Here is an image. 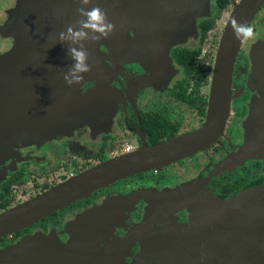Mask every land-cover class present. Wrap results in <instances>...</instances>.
<instances>
[{
	"label": "flooded vegetation",
	"instance_id": "flooded-vegetation-1",
	"mask_svg": "<svg viewBox=\"0 0 264 264\" xmlns=\"http://www.w3.org/2000/svg\"><path fill=\"white\" fill-rule=\"evenodd\" d=\"M16 1L0 0L1 53L12 46V30H7L13 17L21 14L19 8L11 10ZM233 1L238 0L221 6L217 0H184L173 11L194 16V27L183 37L175 36L180 40L166 53L134 50L141 38L130 26L128 33L115 34L112 51L108 43L99 44L105 70L90 77L84 74L82 82L72 85L86 100L91 92V109L85 110L89 120L75 126L67 120L68 128L41 143L0 148V212L92 165L136 150L142 139L146 145L154 144L147 140L144 120L158 119L176 127L170 137L164 133L157 142L184 133L181 110L188 116V107L202 115L190 130L200 126L219 39L209 70L201 59L205 51L194 46L205 38L215 18L231 12ZM263 8L264 2L257 11ZM205 24L209 26L203 30ZM260 27L256 39L241 43L235 54L228 112L214 142L175 162L114 180L1 235L0 264H264V18ZM181 49H199L196 68L204 79L185 74L175 53ZM58 57L72 64L67 54ZM187 77L192 79L189 88ZM198 83L207 85L205 93L196 92ZM100 85L106 87L98 91ZM60 86L49 94L59 96ZM62 87L66 97L72 94L66 82ZM46 99L33 106L50 111ZM6 102L12 105L13 100ZM15 102L17 106L23 101ZM57 143H67L71 153L88 152L94 162L71 166L35 186L27 198L13 202L10 187L24 173L21 166L42 159L45 166L37 164L36 174L47 172L56 166L53 154L59 150L49 144Z\"/></svg>",
	"mask_w": 264,
	"mask_h": 264
},
{
	"label": "water",
	"instance_id": "water-1",
	"mask_svg": "<svg viewBox=\"0 0 264 264\" xmlns=\"http://www.w3.org/2000/svg\"><path fill=\"white\" fill-rule=\"evenodd\" d=\"M183 1L91 0V3L85 7L89 10L93 6L104 9L107 12L108 20L114 24L115 30L106 39L102 38L94 43L85 42L89 52L88 63L91 65L88 76L97 75L101 72L99 60L94 51L96 45L101 42L112 44L118 29L124 28L128 33V27H134L133 32L136 38L137 35L141 38V44L136 43L134 50L147 51L152 48L164 50L166 53L171 44L180 40L175 36L180 33L179 36L183 37L185 32L194 27V16H190L185 11L182 14L173 11L175 8H180ZM263 2L264 0H238L233 5L217 44L209 82L205 117L200 126L154 144L146 145L142 139L136 150L92 165L30 199L0 212V236L22 228L114 180L175 162L207 148L214 142L221 132L228 112L231 68L235 54L241 44L233 37L230 20L235 17L237 21L249 24ZM176 17L184 21V24L177 23ZM30 38L31 40L39 38V34ZM47 47L48 45L45 44L37 46L32 41H26L21 46L24 54H27V59L23 63L17 65L7 60L0 61V148L7 137L14 136L13 139L24 141L26 138L33 139L37 136H53L67 128L65 124L67 120H72V126L89 120L85 115V110L91 109L89 107L91 105V100H89L91 92L88 94V100L76 92L67 98V95L61 93V97H65V103L62 102V98L58 103L63 107L61 112H42L33 106L35 105V98L39 97V94H36L37 89L40 88L37 84L32 85L33 83L30 82V88L24 92V97L21 100L16 97L12 105H7L6 99L12 93L10 91L12 90L10 87L12 82L15 85L14 89L19 91L23 82L33 81L34 77H40L38 73L37 76H34L36 71L34 72L35 67L32 66L35 62L29 57L32 58L33 55L44 57L47 54H52V50L50 52ZM35 49L45 50L46 53L37 52ZM65 54L67 53L64 52L63 55ZM94 60L97 63H92ZM61 64L64 67L67 65L65 62ZM42 78L45 79L46 77L43 76ZM105 87V85L98 86L97 90L100 91ZM98 91H95L96 94ZM15 100L23 102L16 106ZM67 105L68 107H66ZM9 133L10 135H8Z\"/></svg>",
	"mask_w": 264,
	"mask_h": 264
},
{
	"label": "rangeland",
	"instance_id": "rangeland-1",
	"mask_svg": "<svg viewBox=\"0 0 264 264\" xmlns=\"http://www.w3.org/2000/svg\"><path fill=\"white\" fill-rule=\"evenodd\" d=\"M95 2V1H94ZM11 3V2H10ZM236 3V1H233V5ZM10 6V5H9ZM17 6V7H16ZM78 0H17L16 4L14 5V8H12V11H21L20 16L17 18L16 16L13 17L12 23H10V28L8 31L12 30V46L10 48L5 49L2 53L0 52V61L7 60L10 62H13L17 65L23 63L27 59V54H24V50L21 49V46L25 44L26 41H32L33 44L39 45V44H45L48 45L47 48L52 54H47V56L44 57H38L33 55L30 60H34V65L32 66L34 68V76L40 75L39 78L33 79V81H25L23 82V85L19 87V91H15L14 89V83L12 82L10 84V87L12 90H10L12 93L11 96H8V99L14 100V98H18V100H21L24 97V92L30 88V82L34 84H37L39 86L38 92L36 94H39V97L35 98V104L38 101H42L43 99H46V104L50 105V111H46L49 113L60 111L63 109V107L58 104L62 98V102L65 103V97H61V93L63 92V76H64V66L61 64L63 61H59L58 56H62L64 52L67 51L68 44L67 43H61L58 41V35L60 32L66 31V28L69 25H75V22L78 19H81L79 17L78 13L76 12V9L80 7ZM21 7V9H20ZM264 9V8H263ZM261 9L260 11H257L255 14L253 20L251 21L250 25L255 29V32H257L258 29H261L260 24L262 22V19L264 18V10ZM10 10V11H11ZM17 13V12H16ZM9 14V15H15ZM229 16V12H224L220 14L217 18L214 20V24L212 25L211 29L206 33L205 38L201 41H198L195 43L194 47L200 46V51H205L204 55L201 57L203 62V68H206L209 70L212 66V57L216 48L217 40L219 39V36L224 28V25L227 21V18ZM10 19V17L8 16ZM17 20V21H16ZM112 20V19H111ZM126 32V30L118 29L116 32ZM39 34V38H33L31 40L30 37H34ZM54 40V41H52ZM53 42V44H52ZM105 44V42L98 43L95 48L98 50L99 44ZM245 44V43H243ZM66 46V47H65ZM37 49H35L36 51ZM38 51H43L44 54L46 53L45 50L38 49ZM28 61V60H27ZM10 70V68H9ZM46 72L45 79L43 77V73ZM185 84L186 88L191 87L192 85V79L191 77L185 78ZM13 85V86H12ZM61 85V86H60ZM61 87L60 93L54 96V92H51L49 94V90L55 87ZM102 86V85H100ZM196 88L197 93H205L207 89V85L203 83H198L197 85H194ZM72 87V93H75L74 86ZM106 90V89H105ZM9 91V92H10ZM58 96V98H57ZM72 98V96H70ZM51 98V100H48ZM67 98V97H66ZM34 100V99H33ZM42 104V103H39ZM69 105V104H68ZM68 105L66 107H68ZM189 115L186 116L183 111L181 110V131H190L191 128L195 127L197 124L200 123L202 120L201 114H196L194 110L189 109L188 107ZM83 123V122H81ZM80 124V123H79ZM83 125V124H80ZM68 128V127H67ZM45 131V130H44ZM45 133V132H43ZM59 133V132H58ZM57 134V133H56ZM54 134L53 137L51 136H37L33 139L26 138L24 141H18L13 139L12 137L5 138L4 144L2 143V150H4L6 147H11L18 144H30L32 142L41 143L43 140H47L48 138H54L56 137ZM10 135V133L8 134ZM7 135V136H8ZM57 145L58 151L53 154L54 159L57 161L56 166H51L50 169L47 172H40L36 174V168L37 164L40 166H45L42 159L31 161L30 163H26L27 165H22V169H24V173L21 175V178L19 179L18 183H15L14 185H11L10 187V193L11 198L13 199V202L16 203V200H20L22 198H27L30 194L33 193V188L35 186L40 185L43 181L49 180L51 178H54V175H59V173H62V171H67L71 166H86L89 163L94 162L92 159V156L88 154V152H80L81 150H76L75 152L71 153L67 148L65 144H49V147L52 148V146ZM88 146V145H86ZM79 151V152H77ZM77 153V154H76ZM65 161V162H64ZM65 166V167H64ZM57 177V176H56Z\"/></svg>",
	"mask_w": 264,
	"mask_h": 264
},
{
	"label": "clouds",
	"instance_id": "clouds-1",
	"mask_svg": "<svg viewBox=\"0 0 264 264\" xmlns=\"http://www.w3.org/2000/svg\"><path fill=\"white\" fill-rule=\"evenodd\" d=\"M81 5L76 9L79 17L75 25H69L66 31L60 32L58 41L67 43V55L72 61L64 74L63 79L67 85L79 84L84 79V74L91 71V65L88 63L89 52L85 48V42H96L100 39H106L115 30V26L108 20L107 12L99 6H93L87 9L85 6L91 3V0H78ZM230 26L233 37L241 42L247 43L256 39L255 29L247 23L239 22L235 17L230 20Z\"/></svg>",
	"mask_w": 264,
	"mask_h": 264
},
{
	"label": "trees",
	"instance_id": "trees-1",
	"mask_svg": "<svg viewBox=\"0 0 264 264\" xmlns=\"http://www.w3.org/2000/svg\"><path fill=\"white\" fill-rule=\"evenodd\" d=\"M228 3V0H217V4L224 6ZM209 25L205 24L203 26V30H205ZM177 61L181 64L183 71L185 74L192 73L194 79H204L205 76L203 75L201 70L196 68L197 58L196 56L199 53V49L195 50H186L181 49L175 52ZM183 95V94H182ZM181 98H184L182 97ZM203 108V101L200 102V109ZM143 130L147 134V140L149 143H156L159 136H162L164 133L166 134L165 137H170L172 134V130H175L176 127L163 121H159L158 119H149L144 120L142 122Z\"/></svg>",
	"mask_w": 264,
	"mask_h": 264
},
{
	"label": "crops",
	"instance_id": "crops-1",
	"mask_svg": "<svg viewBox=\"0 0 264 264\" xmlns=\"http://www.w3.org/2000/svg\"><path fill=\"white\" fill-rule=\"evenodd\" d=\"M115 39H116V36L113 38V40H112V44H109V45H111V47H110V49H111V51H112V49L114 48V42H115ZM85 48H86V43H85ZM96 48V47H95ZM96 54H97V59L99 60L98 61V64L100 65V71H102V69H104L105 70V67L107 66L106 65V63L105 62H103V60H101V56H100V52H99V50H96ZM94 62H96L97 63V61L96 60H94V61H92V63H94ZM65 63H67V62H65ZM101 63V64H100ZM71 65V63L69 62V63H67V65H65V68H64V74L67 72V69H68V67ZM100 74V73H99ZM87 77H89L88 76V73H86L85 74ZM91 76H93V75H91ZM64 80V79H63ZM65 82V81H64ZM63 93V92H62ZM63 94H65V93H63ZM67 94H69V93H67ZM70 94H71V92H70ZM65 122H67V121H65Z\"/></svg>",
	"mask_w": 264,
	"mask_h": 264
},
{
	"label": "built area",
	"instance_id": "built-area-1",
	"mask_svg": "<svg viewBox=\"0 0 264 264\" xmlns=\"http://www.w3.org/2000/svg\"><path fill=\"white\" fill-rule=\"evenodd\" d=\"M128 148H129V146L126 145L123 150L127 151Z\"/></svg>",
	"mask_w": 264,
	"mask_h": 264
}]
</instances>
